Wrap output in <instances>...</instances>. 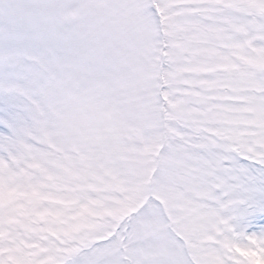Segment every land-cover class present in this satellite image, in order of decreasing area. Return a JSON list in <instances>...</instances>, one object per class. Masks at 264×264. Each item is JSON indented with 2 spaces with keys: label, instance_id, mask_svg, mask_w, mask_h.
I'll return each mask as SVG.
<instances>
[{
  "label": "snow or ice",
  "instance_id": "6c2138e0",
  "mask_svg": "<svg viewBox=\"0 0 264 264\" xmlns=\"http://www.w3.org/2000/svg\"><path fill=\"white\" fill-rule=\"evenodd\" d=\"M0 264H264V0H0Z\"/></svg>",
  "mask_w": 264,
  "mask_h": 264
}]
</instances>
